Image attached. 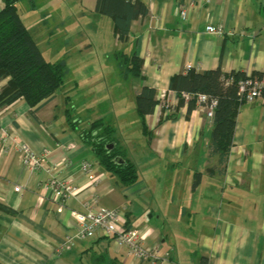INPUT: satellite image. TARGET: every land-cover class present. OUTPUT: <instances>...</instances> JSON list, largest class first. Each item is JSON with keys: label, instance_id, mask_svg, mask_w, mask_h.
Listing matches in <instances>:
<instances>
[{"label": "crops", "instance_id": "obj_1", "mask_svg": "<svg viewBox=\"0 0 264 264\" xmlns=\"http://www.w3.org/2000/svg\"><path fill=\"white\" fill-rule=\"evenodd\" d=\"M140 1L147 4L148 13L132 21L130 33L123 41L114 34L111 19L95 12L96 0H76L73 11L59 0H18V8L48 61H55V54L60 53L52 50L53 43L62 42L64 48L69 43H78L88 49L92 41L101 45L106 57H116L113 71L120 68L119 52L127 55L134 52L142 59L143 78L119 69L120 80L132 85L128 98L137 123L135 95L139 89L143 85L154 87L159 101L154 111L145 116L149 129L147 144L157 154L159 164L138 171L147 177V187L156 189L167 183L177 185L182 180L179 174L182 166L188 165L184 181L190 196L184 215L179 218L185 242L193 244L181 249L170 227L158 230L148 220L128 211L115 178L96 163L90 147L79 139L78 131L66 127L69 118L66 110L61 115L55 113L59 106L55 93L36 109L35 117L29 114L23 99L0 107V130L6 129L12 136L8 140L0 137V204L13 211H0V264H114L112 259L119 264H167L161 256L153 263L136 260L112 236L80 238L72 212L85 211L93 202L121 211L129 227L149 228L146 247H156L159 254L173 252L169 260L180 258L178 254L187 251L197 253L199 262L202 256L207 257L209 264H264V97L240 104L232 146L221 173L216 168L217 157L209 155L213 124L206 119L203 106L198 103L186 114V103L178 106L176 91L168 88L172 76L187 70L200 72L219 67L223 72L246 74L262 70L264 0ZM1 6L2 0L0 9ZM181 10L185 11V17ZM208 24L221 26L223 34L215 36L207 32ZM86 28L92 38L83 35ZM73 36L77 40L69 42ZM72 57L73 52L64 58ZM81 57L78 53V58ZM73 63L89 75L95 73L98 64ZM102 63L99 62L100 67L105 65ZM113 71L108 74L110 86L114 84ZM6 80L0 81V89ZM175 107L177 117L164 119ZM79 125L88 124L79 119ZM16 138L44 151L41 168L30 171L22 164L14 143ZM120 149L127 156L126 149ZM82 161L92 165L98 181L84 175L80 168ZM53 168L51 176L48 169ZM52 178L70 181L77 187L76 192L52 189ZM169 215L176 217L171 212Z\"/></svg>", "mask_w": 264, "mask_h": 264}, {"label": "trees", "instance_id": "obj_2", "mask_svg": "<svg viewBox=\"0 0 264 264\" xmlns=\"http://www.w3.org/2000/svg\"><path fill=\"white\" fill-rule=\"evenodd\" d=\"M95 12L111 19L114 34L118 40L123 41L130 33L132 21L139 16L147 15L148 6L140 0H96ZM118 62L128 75L143 78L142 59L134 52L129 55L119 52ZM66 73L65 63L48 61L43 57L36 41L20 17L18 0H2L0 81L7 80L0 89V107L23 99L30 109L29 114L35 117L36 109L64 87ZM251 76L264 79V68L252 71ZM245 77L244 71L223 72L217 67L200 72L187 70L184 73L175 74L168 82V88L177 93L180 103L178 106L186 103V114L191 113L198 104V94H205L208 102L211 99L216 100L208 147L209 155L217 157L216 168L221 173L224 171L232 146L238 108L244 101L238 94V90L239 82ZM183 93L193 95L185 100ZM262 95L264 97V89ZM158 103L156 89L152 86L143 85L135 95V110L141 131L145 135L149 132L145 124V116L152 113ZM177 109L178 107H175L172 112L167 113L164 119L176 118ZM67 120L70 124L69 129L78 131L79 139L90 147L96 163L107 173L116 176L123 184L133 183L137 179L136 165L118 146V141L113 134L114 127L105 123L102 118L88 122L85 127H80L77 118L70 116ZM110 143L114 145L113 149L107 147ZM116 156H120L123 162L116 163L114 161ZM0 211L13 213L11 209L1 204ZM111 262L119 264L114 259ZM200 264H209V259L202 256Z\"/></svg>", "mask_w": 264, "mask_h": 264}, {"label": "rangeland", "instance_id": "obj_3", "mask_svg": "<svg viewBox=\"0 0 264 264\" xmlns=\"http://www.w3.org/2000/svg\"><path fill=\"white\" fill-rule=\"evenodd\" d=\"M59 1L66 3L69 11H73L76 6L73 5L76 0ZM89 31L91 32L92 30ZM83 33L84 36L93 37L87 32V28ZM69 39V42H71L73 39L77 40V37L74 38L73 36ZM100 47L101 45H96L93 41L88 49H83L81 44L78 43H69L67 48L63 47L62 42L52 44L53 51H60V53L55 54V61H64L67 67L65 85L62 89L56 91V102H58L59 106L56 108L55 113L61 115L63 114L62 110H66L68 117H77L85 121V123L96 118H102L105 123L114 127L115 131L113 134L118 141V146L126 149L127 157L135 161L133 163L137 168L138 179L133 183L122 184L116 176H113L118 183L117 191L121 193L122 198H125L126 206L130 208L128 211H132L139 218L148 220L150 225L158 230H161L162 226L170 227L173 230V234L178 237L181 249L184 250L185 247H191L189 245L193 244V242L189 240L185 242V235L181 232V229L184 228L183 225H180L179 218L181 214L184 215L186 199L190 196V191L185 186L184 181L188 176L189 167L187 164L182 166L179 172L182 180H179L177 185L169 186L167 183L166 186L161 188L153 189L154 187H147V177L144 173L140 174L138 169L145 171L148 165L159 164L158 156L149 148L147 144L148 135L141 131L140 123H137L133 117V106L128 98V95L131 94L132 85L128 81L120 80L122 78V72L119 71L121 66L113 71L115 67L113 62L117 61L116 57L113 59L109 55L106 57ZM72 52L74 57L66 60L64 57L70 56ZM78 53H81V58H78ZM85 53L86 55H84ZM101 54L103 57H100ZM73 61L96 62L98 64H96L95 73L89 75L85 74V70L80 66L77 65L78 67H75ZM99 62H103L102 64L105 65L100 67ZM110 71L114 72L113 86L109 84L108 74ZM123 115H125L124 119L118 121L119 117L120 119L123 118ZM65 125L70 128L68 120H66ZM162 181L163 179L161 178ZM164 201H166L165 205ZM169 212L176 217L174 219L171 218ZM151 214H153L152 217ZM158 215L162 218H158ZM192 249L194 250L195 246H192ZM182 253L178 254L180 258L176 256L174 260H167V264H180L185 263V261L188 264H200L197 253L192 254L186 251L183 253L184 256H182Z\"/></svg>", "mask_w": 264, "mask_h": 264}, {"label": "built area", "instance_id": "obj_4", "mask_svg": "<svg viewBox=\"0 0 264 264\" xmlns=\"http://www.w3.org/2000/svg\"><path fill=\"white\" fill-rule=\"evenodd\" d=\"M181 15L185 17V11L181 10ZM206 31L214 34L215 36H221L223 34V28L221 26H214L208 24ZM187 69L190 65H186ZM264 89V79H258L252 77L251 74H246V77L239 82L238 94L243 97L244 101L252 102L257 98L263 97L262 91ZM193 94L183 93L182 96L185 100L192 97ZM197 102L203 106L206 114V119L211 120L214 114V107L216 106V100L211 99L208 102L205 94L197 95ZM0 137L12 139V136L6 131V129L0 130ZM16 150L19 152L22 160V164L30 171H36L42 166V160L45 158L44 151H37L30 146L26 141L16 138L14 140ZM73 146V145H72ZM80 168L84 172V175L93 181H98V177L92 170V165L87 161L80 162ZM51 176L54 175V168L48 169ZM50 186L54 190L65 189L67 193H75L76 186L70 181H60L52 178L50 180ZM15 187V190H18ZM73 217L78 224V236L80 238H87L93 236H112L115 242L119 246H125L128 253L139 261L155 262L159 257L163 260L172 259L173 252L166 251L163 254H159L156 247L148 248L145 245V240L150 235L149 228H132L126 224V221L122 218V213L116 208L105 207L98 205L95 202L89 204L85 211H73Z\"/></svg>", "mask_w": 264, "mask_h": 264}, {"label": "water", "instance_id": "obj_5", "mask_svg": "<svg viewBox=\"0 0 264 264\" xmlns=\"http://www.w3.org/2000/svg\"><path fill=\"white\" fill-rule=\"evenodd\" d=\"M107 147H108L109 149H113L114 145H113L112 143H110ZM114 161H115L116 163H118V164L123 162V160H122V158H121L120 156H116V157H114Z\"/></svg>", "mask_w": 264, "mask_h": 264}]
</instances>
